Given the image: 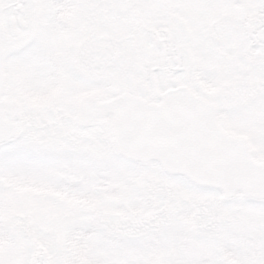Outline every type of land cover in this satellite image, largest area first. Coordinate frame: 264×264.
Listing matches in <instances>:
<instances>
[{"label": "snow or ice", "instance_id": "6c2138e0", "mask_svg": "<svg viewBox=\"0 0 264 264\" xmlns=\"http://www.w3.org/2000/svg\"><path fill=\"white\" fill-rule=\"evenodd\" d=\"M0 264H264V0H0Z\"/></svg>", "mask_w": 264, "mask_h": 264}]
</instances>
